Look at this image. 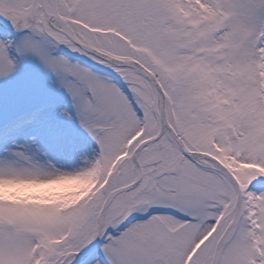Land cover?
Here are the masks:
<instances>
[{
  "label": "snow or ice",
  "instance_id": "snow-or-ice-1",
  "mask_svg": "<svg viewBox=\"0 0 264 264\" xmlns=\"http://www.w3.org/2000/svg\"><path fill=\"white\" fill-rule=\"evenodd\" d=\"M0 264H264V0H0Z\"/></svg>",
  "mask_w": 264,
  "mask_h": 264
}]
</instances>
